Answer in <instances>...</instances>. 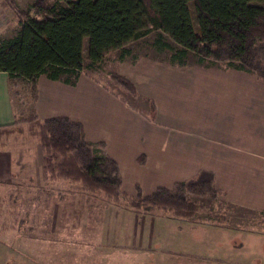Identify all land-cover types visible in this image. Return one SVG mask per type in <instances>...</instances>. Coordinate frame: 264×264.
I'll return each instance as SVG.
<instances>
[{
    "label": "crops",
    "instance_id": "obj_1",
    "mask_svg": "<svg viewBox=\"0 0 264 264\" xmlns=\"http://www.w3.org/2000/svg\"><path fill=\"white\" fill-rule=\"evenodd\" d=\"M130 54L118 53L115 72L132 81L136 97L116 95L85 72L73 85L40 75L36 117H69L83 125L86 140L104 142L105 154L118 164L121 190L130 196L137 185L148 195L211 171L221 195L210 203L219 207L210 214L225 219L203 220L208 214L198 215L199 209L179 219L108 203L101 194L80 191L78 183L45 181L39 145L3 147L0 264H136L141 254L146 264H196L212 260L205 254L223 246V234L247 228L245 213L264 211V81L234 69L131 63ZM10 83L0 71V126L15 121ZM147 100L154 104L152 118L143 116ZM49 200L54 204L46 223L38 216ZM13 216L16 224L8 222Z\"/></svg>",
    "mask_w": 264,
    "mask_h": 264
},
{
    "label": "trees",
    "instance_id": "obj_2",
    "mask_svg": "<svg viewBox=\"0 0 264 264\" xmlns=\"http://www.w3.org/2000/svg\"><path fill=\"white\" fill-rule=\"evenodd\" d=\"M262 3L264 0H34L30 5L33 16L19 10L26 18L19 19L18 33L0 38V71L10 79L27 81L35 99L40 75L73 85L84 70L100 67L106 54L117 50L119 58H124L130 53V42L153 30L154 46L170 51V64L186 65L191 53L197 64L211 67L222 63L224 68L251 73L264 81ZM85 39L87 51L83 54ZM109 78L130 97L137 96L126 76L110 72ZM25 121L29 135L42 149L45 180L77 182L82 192L101 194L108 203H123L136 212L161 211L179 219L196 215L197 203L191 196L216 201L221 195L214 187V174L200 170L171 189L158 187L148 195L137 185L135 195L130 196L121 190L118 164L105 154L104 142L86 140L80 122L66 116L39 119L34 113ZM138 162L143 159L138 157ZM202 218L216 221L225 216Z\"/></svg>",
    "mask_w": 264,
    "mask_h": 264
},
{
    "label": "rangeland",
    "instance_id": "obj_3",
    "mask_svg": "<svg viewBox=\"0 0 264 264\" xmlns=\"http://www.w3.org/2000/svg\"><path fill=\"white\" fill-rule=\"evenodd\" d=\"M45 1L48 3H52L56 0H45ZM11 2H14V7L11 4ZM33 2L34 0H0V38L10 37L18 33L20 29L19 19L25 20L26 18L25 16L19 14V10L27 11L29 16H33L32 9L30 8V5ZM61 3L64 4V2ZM155 37H156V32L152 30L144 37L130 42L127 46L130 49L131 54L127 56L128 60L126 61H130L131 63L137 61H154L157 63H169L168 57L170 51L166 49L157 50L156 47L154 46ZM86 51H87V40L85 39L83 43V54H86ZM118 53L119 52L117 50L109 52L108 54H106L100 67L92 70H84V72L87 74L89 73L95 78L102 80L104 86H106L116 95H120V96L124 95L126 97H130L127 92H125L121 87L115 85L113 81L109 78V73L115 72L116 70L115 68H118V64H116L118 60L117 58ZM186 65L194 66L200 64H197L193 54L189 53L188 56L186 57ZM211 67L219 68V69H227L224 68V65L222 63L215 64ZM206 68H210V67H206ZM168 76L172 79L170 75ZM144 82H143L144 89L150 88V83L147 81ZM10 89H11V98L13 101V107L15 110V121L8 126L0 127V148L4 147L11 149L17 146L33 147L35 145H39L37 139L32 138L29 135L28 121H25L30 117L31 113L35 114L33 108L35 99L33 98L32 93L30 91V85L27 83V81L21 78L19 79L12 78L10 83ZM152 102L153 101L147 100V103L145 105L146 113H143L144 114L143 116H146L147 118L148 117L152 118L154 115V108L153 110H151ZM139 103L140 102L137 101L135 104H133L134 105L133 107L138 108ZM45 181L48 182L49 180H45ZM75 189L76 188H74V190ZM79 190L81 191L80 185H79ZM191 199L197 203V208L200 211L198 215L201 214L203 211H204L203 213L210 214L212 210L216 211L219 208V207L217 209L215 208L216 203L215 204L213 203L211 204L213 206H210V203L212 201L209 200L208 198L205 199V198H198L196 196H191ZM49 201L45 203V205H47L46 211L45 210L41 211L38 216L40 217L38 219H42L45 216L46 223H47V217L51 214L52 206L54 204V201H50V202ZM119 204H123V203H119ZM13 208L17 209L20 207L18 205L16 207L13 206ZM236 214L240 215V212L236 211ZM30 216H34L32 212ZM244 216L245 217H243V221L244 220L246 222L247 220L250 221V223L246 225L247 228L243 230L239 228L236 229V231H232V233L223 234L221 236L222 238L221 243H223V246H221V248L218 250L208 251L205 254V256H209L210 258H212V260L207 258L196 264H264V222H262L264 221V213H260V215L257 216H255L254 213H245ZM17 220L18 218L13 216L12 219L8 222L9 223L12 222L13 224H16ZM238 222L239 221H234L233 223H238ZM40 236L44 237L45 235L42 234ZM228 240H231L230 248L223 249L226 248V246H224V243L227 242ZM16 244L19 245V247L21 246L20 242ZM145 259L146 256L145 255L143 256L141 254L140 256H138L136 264H146L144 262ZM51 260L52 257H50L49 261ZM169 260L170 259H167L166 261H159L157 259L155 264H169L168 263ZM43 263L46 264L45 262ZM53 264H55V261H53ZM179 264H190V263H179Z\"/></svg>",
    "mask_w": 264,
    "mask_h": 264
}]
</instances>
